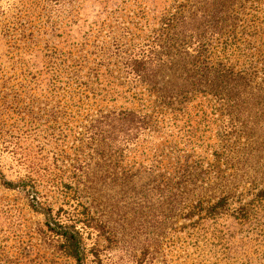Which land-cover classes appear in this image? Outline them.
I'll return each mask as SVG.
<instances>
[{"label": "rangeland", "instance_id": "1", "mask_svg": "<svg viewBox=\"0 0 264 264\" xmlns=\"http://www.w3.org/2000/svg\"><path fill=\"white\" fill-rule=\"evenodd\" d=\"M252 1L235 32L254 53L214 40L211 61L262 67L264 0ZM184 2L0 0V173L16 183L0 182V264H76L57 223L79 230L84 264H264V107L227 129L210 95L157 106L125 67ZM127 108L150 124L129 140L92 122ZM179 178L189 190L171 195Z\"/></svg>", "mask_w": 264, "mask_h": 264}, {"label": "trees", "instance_id": "2", "mask_svg": "<svg viewBox=\"0 0 264 264\" xmlns=\"http://www.w3.org/2000/svg\"><path fill=\"white\" fill-rule=\"evenodd\" d=\"M248 1L250 0H185L180 4V8L162 17L152 41L154 52L136 57H131L132 53H129L127 58H131L125 67L134 71L140 80L148 84V91L156 96L157 106L169 108L176 100L183 102L193 93L208 94L218 104L223 122L227 123L226 128L232 127L234 123L239 122L235 115L245 114L247 105L257 112L264 107L258 106L261 98H264V88L256 79L260 76L259 73L264 74V57L261 59L262 65L259 63L262 67L256 70L254 61L238 64L236 60V65L219 58L213 62L210 60V48L216 40L224 47L228 42H232L237 58L242 57L240 50L245 49L246 56L254 53L250 41L244 44V48L239 46V38L235 32L240 22L239 16ZM259 1L261 0L252 2ZM252 23L254 24L255 20H252ZM153 61L155 64L152 70L146 72L144 65ZM251 98H254L255 104L254 101L252 105L249 104ZM104 121L114 122L128 140L135 137L139 130L150 127L147 115L131 108L110 111L92 122L100 124ZM92 126L94 124H91ZM226 140H229L228 137ZM185 180L166 179V188L171 195L181 194L182 190H189ZM0 182L6 187L16 186L15 182L5 179L2 173ZM160 187L159 184L154 185V188L161 189ZM256 196L257 200H262L264 188ZM225 202L226 197L221 196L208 210L212 212ZM243 212L247 214L246 209ZM57 225L59 227L55 235L60 238V244L66 253L75 259L76 264H84L79 230L74 224Z\"/></svg>", "mask_w": 264, "mask_h": 264}]
</instances>
